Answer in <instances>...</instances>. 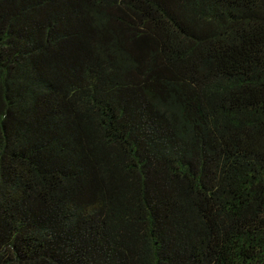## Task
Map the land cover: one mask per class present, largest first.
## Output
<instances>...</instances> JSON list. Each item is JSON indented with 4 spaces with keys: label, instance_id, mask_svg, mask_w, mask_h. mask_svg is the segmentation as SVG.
Returning <instances> with one entry per match:
<instances>
[{
    "label": "trees",
    "instance_id": "1",
    "mask_svg": "<svg viewBox=\"0 0 264 264\" xmlns=\"http://www.w3.org/2000/svg\"><path fill=\"white\" fill-rule=\"evenodd\" d=\"M0 264H264V0H0Z\"/></svg>",
    "mask_w": 264,
    "mask_h": 264
}]
</instances>
